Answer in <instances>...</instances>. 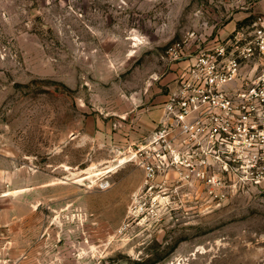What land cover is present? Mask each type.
I'll return each mask as SVG.
<instances>
[{"label": "rangeland", "instance_id": "obj_1", "mask_svg": "<svg viewBox=\"0 0 264 264\" xmlns=\"http://www.w3.org/2000/svg\"><path fill=\"white\" fill-rule=\"evenodd\" d=\"M262 15L264 0H0V264H264L263 151L151 173L141 153L187 63L171 47Z\"/></svg>", "mask_w": 264, "mask_h": 264}, {"label": "built area", "instance_id": "obj_2", "mask_svg": "<svg viewBox=\"0 0 264 264\" xmlns=\"http://www.w3.org/2000/svg\"><path fill=\"white\" fill-rule=\"evenodd\" d=\"M194 39L192 32L185 46L170 49L172 58L187 63L178 68L158 125L141 147L149 173L161 163L207 164L214 158L222 163L233 151L264 152V15L251 27L205 39L185 52Z\"/></svg>", "mask_w": 264, "mask_h": 264}, {"label": "crops", "instance_id": "obj_3", "mask_svg": "<svg viewBox=\"0 0 264 264\" xmlns=\"http://www.w3.org/2000/svg\"><path fill=\"white\" fill-rule=\"evenodd\" d=\"M162 110H163V109H162ZM162 113H163V111H160V112H159V115H157V116H158V120L161 118Z\"/></svg>", "mask_w": 264, "mask_h": 264}]
</instances>
